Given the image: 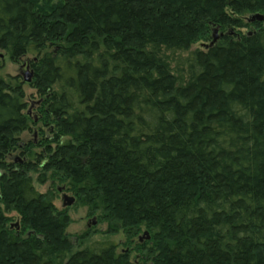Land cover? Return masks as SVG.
Segmentation results:
<instances>
[{
  "label": "trees",
  "instance_id": "16d2710c",
  "mask_svg": "<svg viewBox=\"0 0 264 264\" xmlns=\"http://www.w3.org/2000/svg\"><path fill=\"white\" fill-rule=\"evenodd\" d=\"M255 14L264 0H0V50L40 100L29 116L25 82L0 77V264H264ZM33 173L141 258L71 237Z\"/></svg>",
  "mask_w": 264,
  "mask_h": 264
},
{
  "label": "rangeland",
  "instance_id": "374dc122",
  "mask_svg": "<svg viewBox=\"0 0 264 264\" xmlns=\"http://www.w3.org/2000/svg\"><path fill=\"white\" fill-rule=\"evenodd\" d=\"M214 35L217 37L216 32H214ZM197 47H203L200 43H197L192 46L191 49H194ZM175 56H180V53H175ZM32 56L24 57L22 60L25 61L27 59H30ZM29 72V68L23 65L22 63H14L10 61L9 57L6 55L5 52L0 50V77L7 78L8 76H18L19 79H23L24 75ZM23 90L25 92V101L27 102L26 110L29 114V116L35 118L36 117V111L32 108L35 103H38V96L34 89L30 88L29 85L25 82L23 84ZM39 127H41L40 123H37L36 125H30V131H27L26 133L22 134V138L27 140H32L37 143L39 140ZM17 158H23L20 155L16 154ZM24 159V158H23ZM33 178V183L37 191L39 192H49L53 195V202L58 208H63L62 203V195L65 193L68 196H72L73 193L70 191H67L65 187H67L66 182H61L59 180H55L51 177L47 178V181L44 183H39L36 179L37 174L33 173L31 174ZM59 188L61 190H59ZM66 209L68 210V214L70 216L71 222L69 226L66 229V232L71 236L74 237L76 235L82 234L85 231L90 230L91 236L87 243H91L94 241H110L117 244V251H130V256L133 260H138L141 258L140 253L134 249V243L129 244L128 240L126 239V236L122 231L115 233V234H106L104 231L106 229V223L105 222H98V218L96 215H88L87 208L85 206H82L81 204H78L75 202L70 206H67ZM14 219H16V214L11 213L10 214ZM12 222H16V220H12ZM138 239L141 241H144L145 239H148L149 236L144 235V232L141 231L138 235ZM137 240V239H136Z\"/></svg>",
  "mask_w": 264,
  "mask_h": 264
},
{
  "label": "water",
  "instance_id": "95a60500",
  "mask_svg": "<svg viewBox=\"0 0 264 264\" xmlns=\"http://www.w3.org/2000/svg\"><path fill=\"white\" fill-rule=\"evenodd\" d=\"M252 19L263 20V19H264V15L255 14V15L252 17ZM214 32H216V29L214 30ZM216 38H217V37L214 35V40H215ZM31 76H32V73H31L30 71L27 72V73L24 75L22 81H23V82H30V81H31ZM59 190H61V189L59 188ZM62 199H63V203H62V206H63V207H67V206L72 205V204L74 203V200H75L73 196H68V195L65 194V193L62 195ZM146 234H147V233H146Z\"/></svg>",
  "mask_w": 264,
  "mask_h": 264
}]
</instances>
